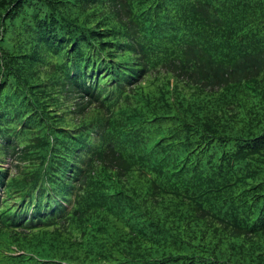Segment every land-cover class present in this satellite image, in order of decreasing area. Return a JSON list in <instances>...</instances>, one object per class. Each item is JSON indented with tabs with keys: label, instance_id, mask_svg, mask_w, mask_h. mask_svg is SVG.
<instances>
[{
	"label": "trees",
	"instance_id": "obj_1",
	"mask_svg": "<svg viewBox=\"0 0 264 264\" xmlns=\"http://www.w3.org/2000/svg\"><path fill=\"white\" fill-rule=\"evenodd\" d=\"M1 162L0 264H264V0H0Z\"/></svg>",
	"mask_w": 264,
	"mask_h": 264
},
{
	"label": "rangeland",
	"instance_id": "obj_2",
	"mask_svg": "<svg viewBox=\"0 0 264 264\" xmlns=\"http://www.w3.org/2000/svg\"><path fill=\"white\" fill-rule=\"evenodd\" d=\"M85 92H86V94H87L88 96H91V95H92L91 92H89V91H85ZM74 94H75V95H78L77 93H75V91H74ZM83 95H84V94H83ZM79 97H80V96L77 97V103H80V102H81V101L79 100ZM82 109H83V108H82ZM82 109L80 108L78 112H82V111L85 110V109H83V110H82ZM0 165H1L2 168H5V167H6V171H3V174H4V178H5V179L8 178V177H10V176L15 175L17 172H20V170L22 169L21 165H19L18 168H11V169H9L10 164H9V163H6V162H1ZM30 214H31V212H30ZM30 214H29L28 216H30ZM5 241H6V239H5Z\"/></svg>",
	"mask_w": 264,
	"mask_h": 264
}]
</instances>
